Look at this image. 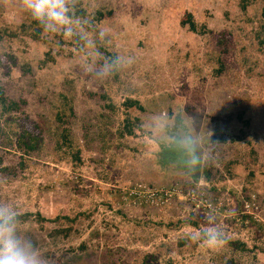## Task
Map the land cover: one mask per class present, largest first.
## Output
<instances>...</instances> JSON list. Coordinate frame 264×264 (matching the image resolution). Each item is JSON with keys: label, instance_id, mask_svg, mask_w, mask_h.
<instances>
[{"label": "rangeland", "instance_id": "obj_1", "mask_svg": "<svg viewBox=\"0 0 264 264\" xmlns=\"http://www.w3.org/2000/svg\"><path fill=\"white\" fill-rule=\"evenodd\" d=\"M73 2L86 13L90 44L49 36L21 0H0V84L27 101L25 122L13 120L9 136L28 126L43 146L24 167L21 153L0 147V206L33 213L21 230L52 264H141L146 254L158 264H264V0ZM189 13L196 32L182 25ZM219 32L237 45L217 77ZM117 55L119 69L99 78L92 69ZM62 112L72 115L73 149L58 148L53 132ZM126 118L140 127L120 139ZM179 124L192 152L171 147ZM190 180L196 188L186 187ZM209 221L228 234L227 245L190 240Z\"/></svg>", "mask_w": 264, "mask_h": 264}, {"label": "clouds", "instance_id": "obj_2", "mask_svg": "<svg viewBox=\"0 0 264 264\" xmlns=\"http://www.w3.org/2000/svg\"><path fill=\"white\" fill-rule=\"evenodd\" d=\"M21 6L43 33L49 36L62 35L65 39L79 35L81 40L91 43L87 32L83 30L88 21L76 14L73 0H21ZM77 26L81 31L77 32ZM104 35L101 31L100 36ZM121 65L122 58L117 55L105 59L102 65L92 70L99 78H103ZM173 139L179 148L192 152L193 138L185 125H177ZM189 238L211 249L225 246L229 240L220 224L211 221L202 231L192 233ZM0 264H52L37 244L21 230L16 212L6 206H0Z\"/></svg>", "mask_w": 264, "mask_h": 264}, {"label": "trees", "instance_id": "obj_3", "mask_svg": "<svg viewBox=\"0 0 264 264\" xmlns=\"http://www.w3.org/2000/svg\"><path fill=\"white\" fill-rule=\"evenodd\" d=\"M76 14L78 16H83L86 17V13L82 10H78L76 12ZM99 15H103L102 12H99ZM100 18L97 17V20H99ZM182 25L186 26L189 25L190 26V30H192L193 32L197 31V25L196 23L193 21V15L192 14H187V17L182 21ZM7 35H10L12 37H18V35L15 32H8L7 29H3ZM264 32V29L262 30ZM262 31L258 32L257 34V39H259V44H263L264 45V37H262ZM26 35L29 34L28 28L27 30L25 29V33ZM232 34H228L226 32H219V34L216 35V39H215V45L216 47H214V52L216 53L218 52V50L220 51L221 54H219V57L217 56V62L219 64V68H217L214 72L215 76H220L221 74L224 73L225 68H226V63L224 60V54H231V51L233 49V46H236L237 44L233 43V39H232ZM32 37L37 40L39 39V35L37 34H33ZM3 39V37H0V41ZM12 58L14 57L13 55H11ZM216 55H214L215 57ZM251 59V58H250ZM249 58L244 57V64L245 66L248 65V63L250 62ZM30 71V70H28ZM27 105V101L23 98H21L19 101L14 100L13 98L9 97L6 93L5 88L0 84V147L1 148H7V149H11V150H16L19 153H21V155L19 156L22 160H21V167H24V160H27L26 156H33L35 153L38 154L40 153L42 146V141H41V137L40 134H42L41 132H37L31 128H29L28 126L25 127V129L23 130V132L21 134L18 135V138L12 139L11 133L14 132L13 128H11V122L13 120H17V122L19 121L20 123H24L25 119L21 116V114H23L25 111L23 110L24 106ZM138 106L139 108H143L139 101H131L128 100L124 103V106L131 108L133 106ZM109 108L111 109H116V107L114 106V104H110L108 105ZM71 113H74L73 107H70ZM72 115H67L66 113L62 112L60 114H58L57 118H58V122H60L59 125H57L56 131L54 132V135L58 138V144L60 143V145L58 146V148L62 149L64 146H67L68 148L73 149V146L75 145V141H74V137H73V131L71 129V127H69L68 125H71L72 122H70ZM129 117V116H128ZM140 119H135L134 121H131V118H126V120L124 121V125L122 128L119 129L118 133V138L123 139L125 136H134L135 132L134 129L137 127V125L140 127ZM9 126V127H7ZM39 124H36V127H39ZM11 131H9V130ZM40 133V134H39ZM107 133V132H106ZM108 134V133H107ZM10 135V136H9ZM5 136H8V139L6 141ZM106 136V135H105ZM104 136V137H105ZM108 136V135H107ZM91 140H94L93 138ZM91 142V141H90ZM171 147H175V150H180L179 152L183 153H187L185 152L183 149L179 148L177 145L175 146L172 145ZM179 149H178V148ZM109 150V147L104 145L102 147V151L103 153H107ZM173 150V151H175ZM182 150V151H181ZM172 152H170V150L167 152L166 154L168 155L169 159L172 160V156L171 154ZM81 154V149H79L75 154L74 157L77 161H79L80 163L82 162V159L80 157ZM4 163V157L0 154V166ZM207 180L211 179L210 175H207L206 177ZM191 186H195L196 188V184L194 181L190 180L188 186L186 187H191ZM168 191H172V188H169ZM161 195L163 197H165V193H161ZM41 215H38L39 220L42 221L44 220L43 218L40 217ZM33 217V213H24V214H17V218L18 221L21 223H25L27 221H29L31 218ZM75 221V220H74ZM73 222V221H71ZM180 224V223H179ZM184 224H189V223H184ZM192 225L194 226H198V224L196 222H191ZM254 225L256 223H253ZM252 224V225H253ZM172 225V224H171ZM176 226H178V224H174ZM263 227L262 224H259V227L257 229V231H260L261 228ZM177 228V227H176ZM71 228L70 229H60L57 232L60 234H69L71 232ZM238 247L242 248V249H246L245 245L243 243H239L237 245ZM84 248V245L83 247ZM157 259H156V255L155 254H146L143 259L141 264H158V262L156 263ZM173 260L172 259H168L165 264H173Z\"/></svg>", "mask_w": 264, "mask_h": 264}, {"label": "water", "instance_id": "obj_4", "mask_svg": "<svg viewBox=\"0 0 264 264\" xmlns=\"http://www.w3.org/2000/svg\"><path fill=\"white\" fill-rule=\"evenodd\" d=\"M195 173L198 177L200 176V169L198 167L195 168Z\"/></svg>", "mask_w": 264, "mask_h": 264}, {"label": "built area", "instance_id": "obj_5", "mask_svg": "<svg viewBox=\"0 0 264 264\" xmlns=\"http://www.w3.org/2000/svg\"><path fill=\"white\" fill-rule=\"evenodd\" d=\"M170 192V191H169ZM169 192H166V193H169Z\"/></svg>", "mask_w": 264, "mask_h": 264}]
</instances>
